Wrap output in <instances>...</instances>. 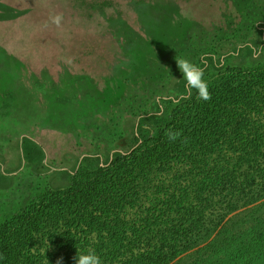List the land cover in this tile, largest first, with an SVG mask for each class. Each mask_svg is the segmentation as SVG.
Returning a JSON list of instances; mask_svg holds the SVG:
<instances>
[{
	"label": "rangeland",
	"instance_id": "374dc122",
	"mask_svg": "<svg viewBox=\"0 0 264 264\" xmlns=\"http://www.w3.org/2000/svg\"><path fill=\"white\" fill-rule=\"evenodd\" d=\"M177 58L203 68L207 91L228 76L255 82L264 0H0V224L97 155L135 148L141 125L154 137L173 115L188 118L182 109L201 98ZM243 116L264 129V106ZM170 167L152 170V183L174 185L186 164Z\"/></svg>",
	"mask_w": 264,
	"mask_h": 264
},
{
	"label": "trees",
	"instance_id": "16d2710c",
	"mask_svg": "<svg viewBox=\"0 0 264 264\" xmlns=\"http://www.w3.org/2000/svg\"><path fill=\"white\" fill-rule=\"evenodd\" d=\"M253 79L210 84L188 118L154 137L141 125L149 139L36 194L0 224V264H75L93 251L106 264H264V129L243 116L264 106V76ZM182 162L174 185L152 183V170ZM162 186L174 193L157 195Z\"/></svg>",
	"mask_w": 264,
	"mask_h": 264
},
{
	"label": "clouds",
	"instance_id": "9594fccd",
	"mask_svg": "<svg viewBox=\"0 0 264 264\" xmlns=\"http://www.w3.org/2000/svg\"><path fill=\"white\" fill-rule=\"evenodd\" d=\"M54 23L59 24L60 17L56 16ZM175 66L185 81L186 90L191 92L196 89L199 98L203 100L210 99V94L207 91V83L203 79L204 70L197 64L182 58L175 59ZM174 138V137H173ZM75 264H101L100 257L95 252L80 253L75 256ZM59 264V262H58Z\"/></svg>",
	"mask_w": 264,
	"mask_h": 264
}]
</instances>
